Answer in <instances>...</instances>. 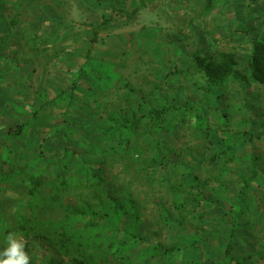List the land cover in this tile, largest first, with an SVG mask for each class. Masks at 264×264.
I'll list each match as a JSON object with an SVG mask.
<instances>
[{
	"label": "rangeland",
	"instance_id": "1",
	"mask_svg": "<svg viewBox=\"0 0 264 264\" xmlns=\"http://www.w3.org/2000/svg\"><path fill=\"white\" fill-rule=\"evenodd\" d=\"M188 20L178 0H0V250L11 232L30 264H264V86L247 102L232 79L209 92L192 59L230 46L246 57L248 37L232 31L243 22L264 38V0ZM120 92L141 105L134 130L119 128ZM146 106L179 110L149 123ZM146 125L163 145L117 160L126 138L150 140ZM251 148L258 177L240 209Z\"/></svg>",
	"mask_w": 264,
	"mask_h": 264
},
{
	"label": "trees",
	"instance_id": "2",
	"mask_svg": "<svg viewBox=\"0 0 264 264\" xmlns=\"http://www.w3.org/2000/svg\"><path fill=\"white\" fill-rule=\"evenodd\" d=\"M179 5L181 6V10L187 14L189 18V23H196L198 25L203 26V24L207 21V18L211 16L212 12L214 11L217 4H221V0H178ZM112 14H104L102 16L101 23L104 27H107L110 23L113 24L117 20L115 18V15L118 14V12H114V8L112 9ZM131 13H126L123 9L120 11L119 18H130ZM16 20H12V23H15ZM233 33H237L240 35V37H248V42L250 46V52L246 57H241L234 46H230L228 48H222L217 47L214 52H212L209 55H199L196 54L193 56V65L195 69L203 76L205 81L208 84L207 91L211 92L216 89L223 88L225 83L232 79L234 80L238 85L239 89L238 92L243 97V101L247 102L250 99V93L255 91L259 86H264V38L258 36L255 33V28L250 25H246L243 22H237L236 27L232 31ZM209 36H212L213 34L209 33ZM227 34H225L224 37H226ZM217 46H220L217 41L214 40ZM77 85L76 80L73 81L72 88H75ZM119 90V89H118ZM121 91V90H120ZM133 95L120 92L119 98L120 102L118 104V109L123 110L124 116L122 117V126H119V128H122L124 131H127L129 129L134 130V126L138 127L139 120L138 118H135L131 120L132 117H135L136 113L140 111V103L136 104L133 103L132 99ZM123 104L126 105V108L123 107ZM147 111V117L150 119L149 123H156L157 121H160L162 117H164L168 112L170 111H177L179 110L176 106L166 107L163 109H158L150 106H146ZM108 109V107H106ZM156 121V122H155ZM147 127V136L146 138H150V140H146L144 135L142 134H136L133 139L126 138L123 143V150L120 153L121 156L118 157L117 160L120 158L130 157L131 155L140 156L145 154L148 151L149 143L155 144L157 147H160L163 145V140L160 138L158 139V136H156V133L154 132V127L148 126ZM156 136V140L154 141V137ZM160 136V135H159ZM146 141V142H145ZM232 149L233 146L230 145L226 149L214 153L210 160L215 161L218 157H223V153H226L228 149ZM232 157V156H231ZM258 157L255 154L254 150L251 148V151L249 152V177L246 180H243V188L240 190L237 194L238 199V207H240L245 203V195L244 189H247L250 184L256 180L258 177ZM4 164V162H3ZM2 174L5 173V168L2 166L0 167ZM182 181L180 182V184ZM178 184V186L174 187L172 190L168 186V190L172 192H177L181 188V186ZM30 189L28 192V196H33L35 191L39 187V183L37 180H33L30 182L29 185ZM186 191V188H185ZM197 195H202L200 192H198ZM181 197H184L181 196ZM175 205H178L180 207L183 202L176 204V201H174ZM119 208L124 211V213L130 214L132 217L137 219L139 217V204L136 200L132 199L131 197H122L119 200ZM233 229L231 228L228 230L229 239L226 243L225 250H224V256L225 259L228 262L233 261L230 255V249L234 243V233ZM133 239H138L135 236H132ZM141 242V240H138ZM151 248H154L155 250L160 251L161 253L167 254L170 250L174 249H168L165 246L158 244V243H152L149 244ZM26 251V250H25ZM27 252V251H26ZM115 253L117 260L120 258V262H124L127 259V256L120 252V250H113ZM120 257H119V254ZM93 264L90 261H87L86 264ZM82 264V263H81ZM94 264H97L96 262Z\"/></svg>",
	"mask_w": 264,
	"mask_h": 264
},
{
	"label": "clouds",
	"instance_id": "3",
	"mask_svg": "<svg viewBox=\"0 0 264 264\" xmlns=\"http://www.w3.org/2000/svg\"><path fill=\"white\" fill-rule=\"evenodd\" d=\"M7 246L0 250V264H30L23 239H17L15 233H8Z\"/></svg>",
	"mask_w": 264,
	"mask_h": 264
}]
</instances>
